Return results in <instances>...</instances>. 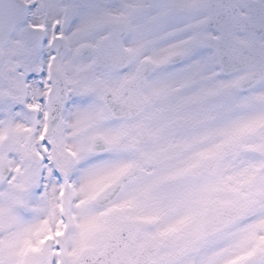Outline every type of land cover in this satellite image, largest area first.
I'll use <instances>...</instances> for the list:
<instances>
[{"label": "snow or ice", "instance_id": "6c2138e0", "mask_svg": "<svg viewBox=\"0 0 264 264\" xmlns=\"http://www.w3.org/2000/svg\"><path fill=\"white\" fill-rule=\"evenodd\" d=\"M0 264H264V0H0Z\"/></svg>", "mask_w": 264, "mask_h": 264}]
</instances>
